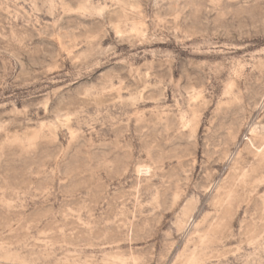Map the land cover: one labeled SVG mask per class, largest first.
Masks as SVG:
<instances>
[{
	"label": "rangeland",
	"instance_id": "rangeland-1",
	"mask_svg": "<svg viewBox=\"0 0 264 264\" xmlns=\"http://www.w3.org/2000/svg\"><path fill=\"white\" fill-rule=\"evenodd\" d=\"M0 264H264V0H0Z\"/></svg>",
	"mask_w": 264,
	"mask_h": 264
}]
</instances>
